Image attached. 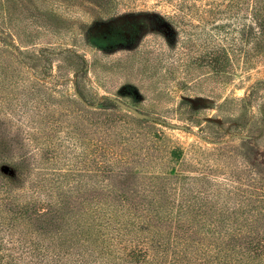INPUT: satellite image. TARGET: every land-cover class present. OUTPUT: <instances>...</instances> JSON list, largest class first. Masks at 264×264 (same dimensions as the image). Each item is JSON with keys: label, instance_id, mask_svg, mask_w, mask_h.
Wrapping results in <instances>:
<instances>
[{"label": "rangeland", "instance_id": "rangeland-1", "mask_svg": "<svg viewBox=\"0 0 264 264\" xmlns=\"http://www.w3.org/2000/svg\"><path fill=\"white\" fill-rule=\"evenodd\" d=\"M251 3L0 0V31L11 41L6 44L0 38V138H6L2 133L8 131L13 139L5 150L18 162L21 155L30 154L20 166L30 170L28 180L64 174L61 189L80 194L92 189L95 180L87 171L76 177L66 175L73 167L77 170L74 164L85 151L71 125L81 116H114L115 132L159 131L169 150L182 149L179 161L172 164L185 169L190 195H208L217 207L218 192L225 183L248 189L249 178L243 173L254 168L253 162L264 169V156L248 153L246 148L251 142L264 152V53L257 52L253 40L245 37L236 40L238 51L226 42L231 57L224 72L216 71L204 55L207 43L210 49L218 48V25L230 26L232 34L241 37L239 27L251 23ZM72 51L91 64L83 80L85 105L72 100L74 74L80 67ZM42 52L47 60L41 67L29 68L20 61L23 58L29 65V57ZM106 95L115 105H99L105 103ZM117 100L145 114L141 120L148 128L135 124L138 117ZM50 120L59 121L48 142L58 153L40 160V147L30 135L38 127L50 131L42 124ZM85 125L91 127V122ZM164 161L159 157L147 166L133 163L126 175L116 170L120 180L114 184L123 186L134 172L131 187L149 196V177L161 173ZM168 188L174 196L169 198L171 204L185 201L178 180H169ZM50 192L55 195L54 190Z\"/></svg>", "mask_w": 264, "mask_h": 264}, {"label": "trees", "instance_id": "trees-1", "mask_svg": "<svg viewBox=\"0 0 264 264\" xmlns=\"http://www.w3.org/2000/svg\"><path fill=\"white\" fill-rule=\"evenodd\" d=\"M251 2V23L239 27L240 38L232 34L230 26L218 25V48L210 49L211 43H207L204 56L216 71L224 72L230 64L226 42L238 51L237 41L245 37L253 40L257 52L264 53V0ZM4 32L0 31V38L10 44ZM71 55L80 65L74 74L72 100L85 105L83 80L91 64L77 51ZM29 59L30 66L23 58L20 61L35 68L47 60L43 52ZM104 99L105 103L98 102L99 105H115L109 95ZM78 111L89 113L84 108ZM134 119L135 124L146 125L143 120ZM116 121L114 116L91 115L81 116L71 125L85 151L74 164L77 170L73 167L66 175L76 177L80 171H87L95 180L92 189L80 194L61 189L60 176L64 174L28 180L32 178L30 170L23 171L20 166L30 154L21 155L22 162L13 158L5 150L11 145L8 142L13 141L12 136L3 131L6 138H0V264H264V169L253 162L252 174L243 173L249 178L248 189L225 183L218 192V206L214 207L208 195L204 198L187 192L185 169L172 164L179 161L181 148L169 150L159 131L115 132ZM86 122H91V127ZM42 124L50 131L38 127L30 139L40 147V160H49L58 153L48 142L59 121ZM246 146L248 153L264 156L251 142ZM159 157L165 161L161 173L156 171L149 177V196L141 188L131 187L134 172L131 179H124L123 186L115 185L120 176L116 170L126 175L133 163L147 166ZM233 176L240 182L244 180L242 175ZM172 179L179 181L185 199L176 205L169 200L174 197L172 188H168Z\"/></svg>", "mask_w": 264, "mask_h": 264}, {"label": "water", "instance_id": "water-1", "mask_svg": "<svg viewBox=\"0 0 264 264\" xmlns=\"http://www.w3.org/2000/svg\"><path fill=\"white\" fill-rule=\"evenodd\" d=\"M117 102L122 105L123 107L127 108L128 110H130L135 116H137L138 118L142 119L145 117V114H143L142 112H140L138 109H136L135 107L129 106L119 100H117ZM179 127L181 128H185V126L180 125Z\"/></svg>", "mask_w": 264, "mask_h": 264}]
</instances>
